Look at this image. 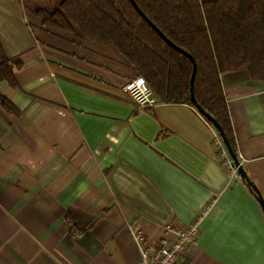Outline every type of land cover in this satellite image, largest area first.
<instances>
[{"label": "crops", "instance_id": "crops-1", "mask_svg": "<svg viewBox=\"0 0 264 264\" xmlns=\"http://www.w3.org/2000/svg\"><path fill=\"white\" fill-rule=\"evenodd\" d=\"M0 42L20 65L0 80V264H137L129 224L156 246L210 200L178 264H264V81L221 76L246 180L195 106L128 98L137 74L113 44L46 28L14 0H0Z\"/></svg>", "mask_w": 264, "mask_h": 264}, {"label": "trees", "instance_id": "trees-1", "mask_svg": "<svg viewBox=\"0 0 264 264\" xmlns=\"http://www.w3.org/2000/svg\"><path fill=\"white\" fill-rule=\"evenodd\" d=\"M133 2L58 0L52 10L33 8V13L46 28L113 44L159 102L194 106L192 86L196 104L217 122L234 152L221 76L245 71L250 79L264 81V0ZM141 14L181 51L169 45ZM182 51L196 63L192 85V62ZM19 66L6 56L0 42V80L13 85L14 68Z\"/></svg>", "mask_w": 264, "mask_h": 264}, {"label": "built area", "instance_id": "built-area-1", "mask_svg": "<svg viewBox=\"0 0 264 264\" xmlns=\"http://www.w3.org/2000/svg\"><path fill=\"white\" fill-rule=\"evenodd\" d=\"M124 92L130 100L140 107H152L158 103L157 96L141 76L129 80L124 86ZM219 140L218 138L215 140L218 146L219 160L225 171L232 176L237 173V166L234 165L223 142ZM212 204L213 200L205 202L188 223L164 225L163 233L169 237H164L156 246L147 240L139 222L129 224L128 230L139 250L137 264H178L187 248L195 243L200 232L201 221L208 214Z\"/></svg>", "mask_w": 264, "mask_h": 264}, {"label": "water", "instance_id": "water-1", "mask_svg": "<svg viewBox=\"0 0 264 264\" xmlns=\"http://www.w3.org/2000/svg\"><path fill=\"white\" fill-rule=\"evenodd\" d=\"M132 4H134L133 0H130ZM142 17L146 20V22H148L153 29L156 30V32L169 44L171 45L172 47L176 48L177 50L181 51L179 48H177L174 44H172L143 14H141ZM182 53H184L192 62V66H193V71H192V76H191V85L193 83V77H194V74H195V70H196V63L194 61V59L189 55L187 54L186 52L182 51ZM190 98L194 104V106L198 109V111L214 126V128L217 130L218 134L220 135L222 141H223V144L224 146L226 147L230 157L232 158L233 160V163L235 166H237V170H238V173L240 175L241 178L243 179H246L247 180V177H246V174L245 172L243 171V169L241 168L240 164H239V161L235 155V153L231 150L228 142H227V139L225 137V135L223 134V131L222 129L220 128V126L217 124V122L209 115L207 114L206 112H204L195 102L194 100V95H193V90H192V86L190 87Z\"/></svg>", "mask_w": 264, "mask_h": 264}, {"label": "rangeland", "instance_id": "rangeland-1", "mask_svg": "<svg viewBox=\"0 0 264 264\" xmlns=\"http://www.w3.org/2000/svg\"><path fill=\"white\" fill-rule=\"evenodd\" d=\"M23 2L25 7L30 9L43 8L46 10H52L58 0H20Z\"/></svg>", "mask_w": 264, "mask_h": 264}]
</instances>
